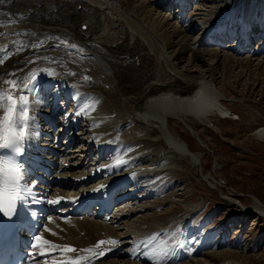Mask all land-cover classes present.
<instances>
[{
  "label": "bare ground",
  "instance_id": "6f19581e",
  "mask_svg": "<svg viewBox=\"0 0 264 264\" xmlns=\"http://www.w3.org/2000/svg\"><path fill=\"white\" fill-rule=\"evenodd\" d=\"M197 1L0 0V92H3L0 97V134L3 127L1 119L7 111H17L19 116H23L22 123L31 132L37 135L42 132L41 123L31 109L30 92L33 89H28L36 78L42 88L50 89L52 84L58 83L56 89L63 91L66 87L68 90L65 92L72 95L71 99H76L83 118L77 120V124L80 125L79 132L85 134L83 139L86 146L105 145L104 138L92 135V131H112L111 128L115 126V130L124 133L126 125L132 122L134 128L153 132L144 139V136L131 139L130 151L147 155V169L157 171L159 174L155 178L158 180H163L164 176L183 179L189 169L185 161L193 168L201 167L203 151H191L188 143L176 134L170 123H181L185 132L196 137L194 124L204 126L210 118H224L229 114L222 106L223 98L232 97L238 89L252 93L246 80L240 76L248 74L253 80L257 77L262 80L261 83L264 82V56L257 55V45L247 52L255 40L264 46V16H252L255 8L263 9L264 3L257 1L248 9L246 0L234 7L231 6L234 2L228 3L226 0L220 6L216 5V1L222 0H215L214 4L206 7L204 0L195 5ZM168 4L171 7L176 5L172 13H159ZM184 8H187L186 13H182ZM239 8L243 11L241 27L227 28L229 19L235 18V10L239 11ZM121 12L127 16L130 12L145 19L166 43L158 44L159 47L147 40L148 43L144 44L140 36L149 37L152 33L144 34L138 21H121ZM173 17H179L177 22L171 20ZM14 19L22 20V23L15 27ZM196 29L200 36L194 40L200 43L205 38V44L212 49L201 52V49L194 48L197 45L194 41L189 42V34ZM210 31L218 34V37L214 35L216 40L208 41L210 37L207 33ZM231 36L233 38L228 41L235 39L236 43L226 45V39ZM38 40L45 42L40 49L27 51L21 46ZM151 49L171 64L172 73L165 71L160 65L161 59L159 56L154 58ZM166 50H170L174 57L166 55ZM243 53L248 54L240 57ZM174 60L184 62L179 71L175 69ZM176 72L180 78L174 76ZM259 93L264 98V90ZM14 98L21 101H14ZM59 108L56 106L49 114L61 115ZM253 136L256 140L264 141V126L257 128ZM2 137L3 134L0 140ZM198 139V145L205 148L203 139ZM217 168L219 164L213 163V169ZM203 175L200 174V178ZM73 177H77V174ZM206 177L216 188L224 184L210 174L208 176V173ZM186 186L191 187V184ZM232 192L221 195L227 205L239 207L244 218L250 214L264 217V204L259 198L251 194L252 202L245 206L236 199L237 193ZM155 201L144 202L142 207L146 208L145 212L138 220H133L137 214L124 221V229L119 230L85 217L75 223L81 231L69 226L64 235L71 242L83 245L92 242L102 229L129 232L143 226L152 228L164 225L169 216L189 215L200 197L195 202L182 198L181 202L190 203H184L183 208L167 195ZM162 203L165 204L164 209L161 208L159 212L156 208ZM80 222H85V225L81 226ZM207 248L203 253L194 254H203L197 258L209 255L207 261L201 259L195 264H249L247 257L240 256L237 251L210 252L211 246L207 245ZM165 259L164 254H158L156 246H152L144 252L145 262L123 256L94 264H158Z\"/></svg>",
  "mask_w": 264,
  "mask_h": 264
},
{
  "label": "rangeland",
  "instance_id": "374dc122",
  "mask_svg": "<svg viewBox=\"0 0 264 264\" xmlns=\"http://www.w3.org/2000/svg\"><path fill=\"white\" fill-rule=\"evenodd\" d=\"M200 1L201 0H198L195 5H199ZM223 1L224 0H222V2L216 1V5L217 6L222 5ZM241 1L243 0H226V2L228 3H232V2L235 3L231 5L232 7H234L236 4L240 5ZM257 1H261L264 3V0H246L247 8L251 9L253 4ZM214 3L215 0H210L209 2L208 0H204L205 7L210 6ZM204 5L203 8H205ZM262 8L263 9L255 8L254 9L255 13H253L252 16L253 17L264 16V4L262 5ZM160 12L161 14L168 13L164 9L160 10L159 13ZM241 12L243 11L242 9L240 10V8L239 11L235 10V14H236L234 16L235 18L229 19L230 22L228 23L227 28L234 29L237 27H241L242 23H240V16L243 17ZM154 14H156V17L158 16L157 13ZM128 16L124 12L119 13V17L121 18V21L124 22L138 21L140 23V27L144 34L145 32L152 33L151 35L152 37L149 36L151 38H149L147 35H144V37L140 36L144 44L149 42L151 44L153 43V45L159 46L158 44L160 43L161 45L166 43L163 39H161L160 35L153 30L154 28L149 23H147V21H145V19H142V17L140 18L138 16L136 17L130 12H128ZM174 18L175 17H173V19L171 20L176 22V20H178L179 17H176V19ZM245 21L247 20L245 19ZM19 24L21 23H15V27ZM178 26L180 25L178 24ZM13 27L14 26H12L11 28ZM231 32L233 33V30H231ZM187 33L189 34V32ZM193 33L194 31L191 34H189V42L194 41V43L197 44L194 46V48L201 49L200 50L201 52H205L208 49H212L205 44V40H206L205 38H203V40L201 39L202 42L200 40V43L196 41L197 39L194 40L196 37L198 38L200 34L198 32V35L195 33L194 35H192ZM207 34L209 35L208 37H210V38L207 37L208 41L210 39L216 40L217 39L216 37H218V34L216 32L212 33L210 31ZM214 35L217 36L215 37ZM230 38H233V36H231ZM147 40L149 41L147 42ZM258 42H259L258 40L257 41L255 40L252 43L251 48L247 52L251 51V49H253L257 45V49H258L257 55L264 56V46L257 44ZM233 43H236L235 39L227 42L226 45H231ZM44 45H45L44 41L38 40L31 43L29 42L24 43L21 46L28 51L32 49H40ZM166 51H167L165 52L166 55L170 54V56L174 57L170 50H166ZM151 52H152V56L155 54L153 56L154 58L159 56L156 55L157 53L154 52V49H151ZM246 54L248 53L240 54V57H244ZM159 60H160V65L165 69V71L172 73V70L170 68L171 64L169 65V62H166L164 56L163 57L162 55L159 56ZM173 63L175 64L176 71H179L180 69L183 68L184 65L183 60H181L180 62L181 64L178 63V60H174ZM176 74L177 75L174 76L176 78H180V74H178L177 72ZM241 77H243L242 80L244 79L246 80L245 82L251 88L252 93L247 91L243 92L242 90L238 89L239 91H235L231 95L232 97H225L223 98V101H221L222 106L227 110L226 112H229V114L228 113L226 114V117L210 118L207 125L204 126H201L199 124H194L195 129H197L196 130L197 136L203 139L205 148L204 147L201 148L198 145L197 141L199 139L197 136L195 137L194 135L185 132L181 128L182 127L181 123L171 121L174 123V124L170 123L172 129L182 140L188 143L191 151H197V150L203 151L204 153L202 156L203 161L201 162L202 163L201 167L194 166V168L188 163V161H185L184 164L187 167H189V169L186 171V175L184 176V178L181 179V181L185 180L184 183L181 182V184H177L176 179H174V184L172 186L175 185V190H172L168 193L172 195H167L166 193H164L157 195L156 197L163 198L167 195L168 198H174L175 202H177L178 204V207L182 206V208L184 206V203H187L188 205L190 204L189 202H181L180 200H182V198L187 199V201L195 202L198 199V197H200V199L201 198L203 199V202H199L198 207L203 206L202 209H204V211L201 214H198L199 212L198 213L195 212V214L197 213L196 215H204L208 213L207 215H209L211 214V212L221 214V216L216 217V219L217 218L220 219L217 223H215L216 226L219 225L222 221L228 219L232 214H234L233 219L231 221L233 224H231L230 227H234L235 225H237L238 223L237 219H239L241 223L242 222L245 223L246 221H248L246 222L244 227L245 233L244 235H242L244 242L240 241V245H232L228 242H224L225 245L219 246L222 248L214 249L213 247H211L210 252L234 250L237 251L240 254V256L247 257V261L249 260V264H252L253 261H255L254 264H264V217H258L256 215L250 214L246 218H244V214L242 213V211H240L239 207L227 205L226 202L222 199V196H224V194L226 195L228 194V192L233 191L234 193H237L236 199H238L245 206L251 204L252 202L251 194L259 198L261 202L264 204V141L256 140L253 136V133L257 128H259L260 126H264V98L259 93V91H261L262 89L264 90V82L261 83L262 80L257 77H255V80H253V78L249 77L248 74L242 75L240 76V78ZM128 125H131V123H128ZM128 125H126L125 129L127 128ZM135 129L137 131L134 130L133 127L131 132L132 136L139 135V131H143V129L141 128H135ZM143 133L144 132H141L142 135L132 137L131 139L136 140L137 138L139 137L141 138L143 136L144 139L145 137H148L153 134V132L152 133L146 132L145 134ZM127 137H129V135ZM144 156L145 158H147V155ZM214 161L219 164V168L213 169V163H215ZM207 173L208 176L210 174L215 180H220L221 182H223L224 183L223 186L218 188L214 187L212 181L209 180L208 177H206ZM200 174H205V175H203V177L200 178ZM188 183L191 184V187L186 186V184ZM179 194H182V196H179ZM166 198H164V200ZM148 202L152 203L157 201H152V202L148 201ZM161 210L159 209V212H161ZM146 212L149 213L148 211ZM142 214L143 213L141 212L137 216L135 215L136 217L134 216L135 218L133 220H138ZM176 215L167 217V219L170 221L168 226V229H170V233H172L176 228L180 226V223L175 221ZM172 220L175 222H173ZM80 223L81 226L85 225V222H80ZM80 223H77V225H79ZM86 223H88V221H86ZM187 224L190 226L193 225L191 221H188ZM72 227L75 228L76 226H72ZM196 228L198 230V227ZM238 228H240V225L235 230H233V228L231 229L233 235L236 234L235 232ZM77 229L80 230L79 228ZM74 230H76V228ZM118 232L121 233L120 231ZM208 238H210V236ZM203 239L205 238H198V234H197V238L195 239V242L199 244V242H201ZM205 240H209V239H205ZM213 242L219 244V242L216 241L215 239L213 240ZM206 250L207 248L204 249V251ZM202 255L203 254H198L195 257H192L189 261H186L184 263L195 264L196 261L198 262L202 260L207 261L209 255L207 256L204 255L205 257L203 256L201 258H197ZM104 260H100V261H104Z\"/></svg>",
  "mask_w": 264,
  "mask_h": 264
}]
</instances>
